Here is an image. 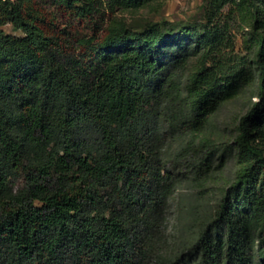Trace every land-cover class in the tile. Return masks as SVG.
Instances as JSON below:
<instances>
[{
  "label": "trees",
  "instance_id": "trees-1",
  "mask_svg": "<svg viewBox=\"0 0 264 264\" xmlns=\"http://www.w3.org/2000/svg\"><path fill=\"white\" fill-rule=\"evenodd\" d=\"M154 1L107 0L105 19L98 0H0V264H264V0H213L201 29L135 30L114 12ZM238 1L259 101L238 120L235 179L205 217L178 200L190 215L172 242L179 180L162 130L169 107L204 120L244 79V66H206L225 41L218 13ZM199 53L184 95L167 57Z\"/></svg>",
  "mask_w": 264,
  "mask_h": 264
},
{
  "label": "rangeland",
  "instance_id": "rangeland-1",
  "mask_svg": "<svg viewBox=\"0 0 264 264\" xmlns=\"http://www.w3.org/2000/svg\"><path fill=\"white\" fill-rule=\"evenodd\" d=\"M212 1L156 0L140 9H117L114 12L135 30L163 21L173 22L179 29H201L208 22ZM98 2L106 19V15L112 13L107 0ZM237 3L226 5L218 13L217 21L223 26L225 41L222 48L210 55L206 66L215 65L228 72L234 66H244V79L236 84L231 97L207 110L209 115L204 120L191 112L188 106L169 107L170 120L162 130L165 141L160 157L170 172V178L179 180L178 190L165 209L166 231L172 242H179L186 235L181 222L190 215L179 208L178 200H183V205L190 207L200 203L201 216L205 217L235 179L238 120L253 103L259 101L256 97L259 86L255 66L256 45L251 36L253 30L250 19L245 17L246 6L239 1ZM3 30L16 37L25 35L11 24L4 26ZM201 57L202 53L192 54L186 63L180 65H177L176 54L167 57L169 63L172 62V70H175L184 95L188 93L191 75L201 66ZM197 119L200 120L198 125Z\"/></svg>",
  "mask_w": 264,
  "mask_h": 264
}]
</instances>
